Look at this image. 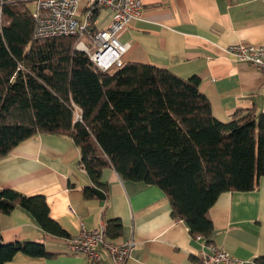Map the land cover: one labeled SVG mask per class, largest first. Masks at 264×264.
<instances>
[{
  "label": "trees",
  "instance_id": "trees-1",
  "mask_svg": "<svg viewBox=\"0 0 264 264\" xmlns=\"http://www.w3.org/2000/svg\"><path fill=\"white\" fill-rule=\"evenodd\" d=\"M29 6L8 2L0 16V158L38 133L69 136L96 185L84 187L86 197L95 195L94 187L106 191L102 175L111 166L124 179L164 189L172 215L194 237L213 243L209 208L222 192L250 191L264 176V113L239 110L230 121L219 120L196 74L183 78L138 62L100 71L75 49L77 37L36 39ZM17 207L45 232L68 236L45 195L0 188V212ZM105 226L111 236L123 228L119 219ZM20 252L51 255L43 242H4L0 234V264Z\"/></svg>",
  "mask_w": 264,
  "mask_h": 264
},
{
  "label": "crops",
  "instance_id": "crops-1",
  "mask_svg": "<svg viewBox=\"0 0 264 264\" xmlns=\"http://www.w3.org/2000/svg\"><path fill=\"white\" fill-rule=\"evenodd\" d=\"M144 3L142 17L130 19L118 33L121 42L130 44L123 63L151 64L183 78L198 75L213 114L223 122L239 110L264 113L263 73L226 52L234 43H264V0ZM102 9L95 12L98 28L109 26L112 19L111 12L107 24L100 26ZM80 160L81 149L71 137L50 133L30 137L0 158V188L45 195L51 217L68 235L45 232L21 207L0 212L4 242L40 241L51 253L41 257L20 252L7 264H114L103 247L98 262L68 250L69 237L78 234L83 225L105 227L108 219H119L123 225L119 236H111L106 228L108 240L135 243L126 264H200L198 253L209 251L208 244L204 238L194 237L183 219L172 215L171 198L164 189L124 179L109 166L102 175L107 184L104 203L96 193L88 198L84 187L96 185ZM208 215L214 225L211 244L228 251L234 264H260L257 258L264 257V176L250 191L222 192Z\"/></svg>",
  "mask_w": 264,
  "mask_h": 264
},
{
  "label": "built area",
  "instance_id": "built-area-1",
  "mask_svg": "<svg viewBox=\"0 0 264 264\" xmlns=\"http://www.w3.org/2000/svg\"><path fill=\"white\" fill-rule=\"evenodd\" d=\"M22 1L33 5L36 39L51 37H77L75 49L86 53L95 67L108 71L123 64V55L130 48L129 43L119 40L118 33L129 24L130 19L143 15L144 0H0V16L8 2ZM108 8L112 12L109 26L98 28L95 12ZM226 52L237 60L249 62L264 76V43L260 45L234 43ZM81 112L77 119H81ZM134 241L114 243L107 238L106 226L89 229L83 225L78 234L68 239V250L73 254L83 253L91 262L101 259L99 248L103 247L114 259V264H126ZM209 251L198 253L200 264H234L236 261L225 249L208 244Z\"/></svg>",
  "mask_w": 264,
  "mask_h": 264
},
{
  "label": "rangeland",
  "instance_id": "rangeland-1",
  "mask_svg": "<svg viewBox=\"0 0 264 264\" xmlns=\"http://www.w3.org/2000/svg\"><path fill=\"white\" fill-rule=\"evenodd\" d=\"M29 8L31 10H33L34 7H33L32 4H30ZM104 16H105V18H103ZM110 16H111V11L108 10V9H104L103 8L102 11H101V13H100V19H99L100 26L106 25L107 24V21H108V19H109ZM103 72H105V71H103ZM77 114H78V111L75 112L76 118H77ZM76 120H79V119H76Z\"/></svg>",
  "mask_w": 264,
  "mask_h": 264
},
{
  "label": "water",
  "instance_id": "water-1",
  "mask_svg": "<svg viewBox=\"0 0 264 264\" xmlns=\"http://www.w3.org/2000/svg\"><path fill=\"white\" fill-rule=\"evenodd\" d=\"M93 190L96 192V194L102 199V202L104 203L105 199H106V194L103 190H101L100 188L94 187ZM102 203V204H103Z\"/></svg>",
  "mask_w": 264,
  "mask_h": 264
}]
</instances>
